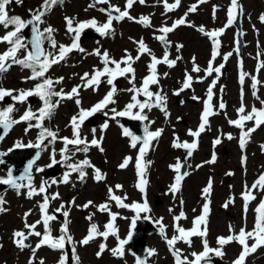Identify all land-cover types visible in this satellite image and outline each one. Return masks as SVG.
<instances>
[{"label":"rangeland","instance_id":"1","mask_svg":"<svg viewBox=\"0 0 264 264\" xmlns=\"http://www.w3.org/2000/svg\"><path fill=\"white\" fill-rule=\"evenodd\" d=\"M92 1L64 0L62 5L54 6L48 13L47 24L42 27L40 25L41 29L48 26L53 27L56 29L53 36L57 43L70 45L72 38L66 31L65 17H73L77 22L87 21L92 18H95L100 23L106 20V16L100 13L97 6L89 8V4L93 3ZM168 2L174 3V0H168ZM197 3L198 0H181L178 8L172 12H166L163 0H146L144 6H141L137 0V3L129 10L130 15L137 19L142 16L150 17L152 27H144L127 19L121 22L114 21L113 27L116 39L112 40L108 36L107 38L92 39L83 45L85 48L84 54L77 53L74 50L69 54L66 61L54 65L47 75L53 80L63 77V83L56 84L54 87L56 91L63 88L65 92H70L74 86L82 83L80 77L84 73H91L93 69L103 67L102 63H97L96 56L89 55V53H93L97 49L101 52L107 51L111 58L119 61L125 56V50H127L128 53L135 57L138 51V45L135 41L140 39L144 40L153 54L158 58H162L164 50L160 42L154 38L161 34L157 30L164 25L172 26L174 21L185 17L187 13V24L192 26L181 25L175 31L169 33L167 37L168 41L173 44L172 50L169 52V59H176L178 56L182 58L177 60L176 66L173 68H169L164 64L158 65L159 85L150 86L151 91L160 92L162 89V94L167 95V110L170 116L166 119L164 113L158 108H153L151 112L145 110L149 119L154 121L150 130L164 129L159 141L152 142V147L145 156V161L151 162L147 165L146 170V178L148 180L147 200L151 208V212L147 215L152 218L149 220L150 223L158 229L159 225L154 221L163 218V224L167 226L166 234L169 238L176 234L172 227L174 223L173 217L178 215L181 210L184 211L187 219H182L179 222L180 225L185 229L192 228L194 219L202 214L205 203L202 190L207 186L209 179H211L213 187L210 196V213L207 217V239L209 246L216 248L218 247L216 243L217 237H226L230 234L229 225H232L236 232L245 225L247 230H252L257 216L255 209L258 206V202L264 199V193L258 191L253 193L257 196V199L249 203L245 221L244 201L241 198V193L244 191L245 183L251 187L258 176L264 173V151L261 149V145H264V125H261L252 134L250 141L245 149L242 150L239 145L240 129L229 124V120L238 119L237 110L242 102L246 112H250L253 106L260 109L262 107L261 101L264 100V68L259 67L260 63L264 62V23L260 20V16L264 14V0H239V4L243 7L241 12V31L244 41L242 53L240 54L236 45L238 29L235 25L227 27V10L230 7L231 0H208L207 3L200 4L195 13L188 12L190 6ZM41 4L42 0H23L22 4L13 3L8 7L10 15L20 16L25 19L30 15V10L35 11ZM111 4L125 8L126 0H111ZM95 9L97 10L93 11ZM201 26L206 31L225 29L224 33L218 37L220 41L219 55L213 62L214 68L221 64L224 65L220 70L219 76L215 72L211 76H207L204 71L212 59L213 44L209 37L198 31ZM5 31L0 26V36H3ZM178 45H183V47L178 50ZM7 47L6 44H0V53L6 50ZM46 48H48V44ZM228 53H232V55L225 61L223 57ZM23 54V52L20 53L21 56ZM193 57L195 58V63L201 68L199 73L192 71ZM149 63L150 57L145 54L133 65L136 69V87H140L144 77L149 74ZM241 71L247 74L243 84L240 82ZM186 72L193 76L192 87L181 92L179 96L174 95V92L181 88ZM165 73H167L166 76ZM29 75L30 70H21L20 66L17 65L10 72L0 76V87L5 89L32 88L35 81L25 82V78ZM253 77L260 81L255 90L252 87ZM103 79L106 80V78ZM214 79L217 82L215 88H213L211 103L214 111L219 114L209 117L210 128L199 137V147L190 159L189 175L181 183L180 191L173 196L169 186L174 183L177 173L170 168V165H175L178 161L181 162L183 160L182 151L174 148L172 146L173 142L176 136H179L181 141H188L189 143L193 141L194 138L188 135V131L189 129L197 130L201 123V115L208 99L207 90ZM131 86L127 78H122V88L120 87L121 89L118 90L115 96L117 101L116 109L118 111L123 110L126 104L131 101L133 93L126 91ZM109 89L110 85L106 82H102L95 91L92 88H81L79 96L81 105L79 107L76 105L75 98L61 101L59 107L55 109L52 118L46 120L45 124H50L52 130L58 132L59 137H72L71 118L77 115L80 107L89 109L98 103V100ZM254 91L255 95H253ZM256 92H258V95ZM193 96L199 99L193 100ZM179 97L184 100L181 105L178 104ZM55 99L57 98L54 97L53 100ZM139 99L144 100L146 98L140 96ZM221 102L226 105L223 110L219 109ZM13 103L18 110L17 114L15 111V116L31 107L28 103L24 105L15 101ZM40 103L42 102L40 101ZM2 105L3 103L0 102L1 107ZM110 121L111 125L108 130L95 132L96 138L103 137L101 146L104 151L100 152L96 147H91L87 154L76 152L73 158V162L82 161L85 158L89 159L95 167L106 174V179L96 182L93 169L87 168L85 171L88 175L83 182L79 180L78 174L72 173L70 182L67 185L64 183L54 184L53 191L58 190L59 198L53 200L52 205L54 208L57 205L60 208V205L64 204L66 208H71L68 217L70 221L69 231L75 241H80L85 237L92 223L98 225L100 231L105 230V225L111 220L109 218L110 214L98 211L97 207L104 204V201L109 204L110 210L113 209V211L111 210L112 213L119 214L115 225L119 230L120 238L124 239L127 237L131 218L135 216V213L133 211L125 212L123 208L117 207L116 203L109 200V195L106 191L109 186L122 185L123 188L120 192L123 196L128 197L126 199L128 204H131L132 200L133 202H143V195L136 187L138 182L135 168L137 150L130 147V138L122 135L123 128L115 124L117 120L111 119ZM251 126L252 122H246V128ZM26 128V123H20L17 129L3 142L2 150H9L17 141L25 143L28 140H32L35 131L29 130L26 133ZM81 132H85V137L91 141L93 132L85 126V123L81 127ZM228 134H231L234 138L228 140ZM217 138H220L222 142L214 146L213 142ZM63 147V142L57 139L53 146L56 157L59 156ZM52 151L44 156L39 167L46 168ZM213 153L216 155V162L214 164L205 163L211 159ZM127 156H131L133 160L126 169L122 170L119 168L120 162ZM243 156L247 157L246 164L242 163ZM199 165L203 166L198 167ZM229 172L233 173V175H227ZM6 176L7 172L0 168V177L6 178ZM42 180V172L36 171L33 184L39 187ZM26 191L27 189H21V194L17 195L16 190L6 192L0 190V195L6 201L4 205L6 211L0 213V264H29V259L32 255L31 249L23 251L18 249L13 243V233L18 230L27 232L24 226L26 213H31L27 216V223L29 224L41 219L38 202H42V196L28 199L25 195ZM230 198L234 199V203L229 204L226 209L223 205ZM73 199L75 200V205L71 204ZM181 200L184 202L182 209ZM88 201H92L94 206L84 208L83 205ZM111 206L114 208H111ZM171 206L173 207L171 208L173 212H169ZM49 213L52 214L50 209ZM172 214L173 216H171ZM89 215H92L91 221L86 218ZM144 215L143 213L141 214L142 217ZM123 217H127V219ZM63 223L64 221L57 222L56 220L51 222L53 236L60 235V228ZM136 225L145 226L144 219H138ZM37 230L43 232V226L38 225ZM30 239L34 247L38 243L39 238L31 237ZM191 239L193 241L191 247L182 241L176 244V248L181 249L183 255L187 256L189 260L194 259L190 255L191 252L203 251L201 238L192 237ZM146 242L149 249L153 247L157 253L152 256L153 264H175V260L172 259L170 253L166 250L168 245L161 234L149 236ZM101 243H106L108 250L97 257ZM252 243L253 241L249 240V244ZM117 244L118 240L114 236L110 235L107 241L102 237H98L87 246L77 244L75 246V255L72 252V245L68 244L70 255L68 256L67 264H76L75 256L79 257V264H134L136 257L129 247L125 246L123 259L114 257L111 254L110 250L116 248ZM240 251V246L235 242L226 245L224 247V257L219 258L211 255V264L214 261L222 264H232V261L239 255ZM67 252L66 247L63 253L46 246L42 247L36 253L37 264L40 259H43L45 264H58L60 257L67 254ZM147 262L151 264V257L147 256ZM246 264H264V247L258 248L255 253L250 254L246 258Z\"/></svg>","mask_w":264,"mask_h":264},{"label":"snow or ice","instance_id":"2","mask_svg":"<svg viewBox=\"0 0 264 264\" xmlns=\"http://www.w3.org/2000/svg\"><path fill=\"white\" fill-rule=\"evenodd\" d=\"M23 0H0V26H2L6 31L3 36H0V44H6L8 47L5 51L0 53V76H3L5 73L9 72L14 65L20 66L21 70H30V75L25 78L27 81H36L34 86L29 89H5L0 87V102H2L6 97L11 98L18 104L24 105L27 103L30 97H37L42 102V107L38 112L33 111L31 107H28L23 115L19 119L13 117V113L17 111L15 105L8 106L6 108L0 109V129H3V134L0 135V141H2L12 127L16 124L26 123L27 128L25 129L26 133L32 128L39 129L37 140L35 143L29 141L27 144H24L21 141H17L14 145V148H34L39 151L36 154V158L33 161H30L25 169L24 174L19 177H15L11 170L8 171L6 178L0 177V185L8 186L16 190L17 195L21 194V189H27L25 195L28 199H32L35 196H42V202H38V207L41 213V219L37 220L35 223H27V216L31 213L28 212L25 214V231H15L13 233V243L21 251L25 249H31L32 255L29 259V264H37L36 253L42 247H48L52 250L64 252L66 245H72V252L75 255L76 245L87 246L94 239L102 237L107 241L108 237L114 236L118 240V246L111 249V254L114 257L123 259L125 255V245H127L133 238L134 229L136 228V222L138 219L151 220V216L147 215L151 212L147 200V185L148 180L146 178L147 165L150 164V161H145V156L152 147L153 141H159V138L163 134L164 129L160 128L155 131H151L150 127L154 123L149 119L147 112H151L153 108H158L161 112L164 113L165 118L167 119L170 116V113L167 110V95L162 94V89L160 92H154L150 90L151 85H159V76L157 73V66L164 64L169 68L176 66L177 60L182 57H177L176 59H169L170 41L167 37L169 33L175 31V29L181 25L187 24V13L185 17H182L173 22L172 26H161L157 31L161 33L160 35L155 36L154 38L158 40L162 45L165 46L164 55L162 58H158L153 54L152 50L147 46L143 39L135 41L138 45L137 55L133 57L130 53L125 50V56L121 60L117 61L109 56L107 51L101 52L99 49L95 50L89 55H95L100 57L101 63L103 64L102 68H95L91 73H84L80 77L82 83L80 85L74 86L70 92H65L63 88L59 91H56L54 85L63 83V77H60L56 80H53L47 75L50 69L57 64H60L68 58L69 54L74 50L80 53H84L85 49L80 46L81 33L88 28L94 29L101 37H107L114 35L115 29L113 23L121 22L125 19L134 21L135 23L141 24L144 27H152V22L150 17L142 16L139 19L130 15V9L133 7L137 0H126L125 8L122 10L120 7L111 4V0H94V3L89 4V8H95L98 4L108 5L107 8H100L99 11L104 13L107 17L106 21L103 23L98 22L95 18H92L87 21H75L73 17H65L66 31L72 38V43L70 45L58 44L54 39L53 33L56 31L51 26L41 29L40 25L45 23V16L53 9L54 6H60L64 3V0H42L41 6L35 11L30 10V19L25 20L20 16L10 15L9 5L16 3L22 4ZM139 4L143 5L146 3V0H138ZM208 0H198L197 4H193L188 9V12L195 13L200 4L207 3ZM181 4V0H174V3H169L168 0H163V5L166 12H172L178 8ZM243 11L242 5L239 4V0H231L230 7L227 10V27H230L234 24L239 14ZM215 13V7H214ZM215 18V15H214ZM260 20L264 23V14L260 16ZM187 26H192L187 24ZM31 29L32 38L29 43L26 42L27 38L22 34L25 29ZM11 29V30H9ZM198 31L203 33L205 36L209 37L213 44L212 59L209 61L206 72L207 76H211L213 72L219 76L221 68L224 67L223 64L218 67H213V62L216 57L219 55L220 37L225 29L206 31L203 26L198 28ZM45 42L48 44V48H45ZM183 45H178L177 48H182ZM51 49V50H50ZM55 50V51H52ZM23 52V56L20 53ZM147 54L150 57V63L148 64L149 74L144 77L140 87H136L135 84V73L136 69L133 65L140 59L141 56ZM232 53H228L223 57L226 61ZM123 65V67H122ZM242 65V62H241ZM114 66V67H112ZM260 68H264V62L260 63ZM193 72L199 73L201 68L195 63V58L193 57ZM167 73H165V76ZM247 74L241 71L240 82L244 83L245 76ZM124 77L127 78L129 84L132 85L126 91L133 93L131 96V101L126 104L125 108L121 111H118L115 107L109 109V105H115L117 103L114 98L118 92V89L114 83L117 78ZM103 78H106L103 79ZM253 79V89H256V86L260 83L255 77ZM102 82H106L111 86L110 90L104 96L102 100L93 105L89 109H84L80 107L77 115H74L71 118L70 125L73 130L72 138L69 137H59L58 132L51 130L48 127L44 126L45 120H50L54 115L55 109L59 107L61 101L63 100H72L75 98V103L79 107L81 105L80 89L92 88L94 91L99 88ZM216 80L214 79L207 90V101L205 102V107L201 115V123L199 124L197 130L189 129L188 135L193 137V141L189 143L188 141H181L179 136L175 137L173 142V147L177 149H185L188 152V155L191 156L192 152L198 148L199 137L204 133L209 126V117L212 115H218L217 111H214L213 105L211 103L213 97V88L216 86ZM193 76L189 73H185V79L182 83V86L179 90L174 92V95L179 96L181 92L185 91L192 87ZM15 93V95H14ZM255 95V91L253 92ZM140 96L145 97L146 99H139ZM57 98L53 100V98ZM193 100H198L196 96L192 97ZM259 99V97H257ZM262 107L257 109L255 106L252 107L250 112H246V108L241 103L240 108L237 110L238 119L229 120V124L233 125L237 129H240L239 145L243 150L245 149L247 143L250 141L252 133H254L261 125H264V100L261 101ZM226 105L221 102L219 104V109H225ZM109 109L112 113L111 119L116 120L118 117H128L132 120H137L144 123L143 127V137L135 135L128 128H123L122 135L130 138V147L137 150V157L135 161V168L137 171L138 182L136 184L137 189L143 195V202H133L132 204H127L124 201L128 199L127 196L121 197L115 194L113 187L109 186V200L115 201L117 207L131 209L135 216L131 218L130 230L126 238L121 239L118 232V228L115 225L118 213H112L108 203L101 204L98 207L100 212H108L111 216L109 223L105 225V230L100 231L98 225L95 223L90 224L88 234L81 239L80 241H75L73 236L69 231L68 220L71 208L67 207L64 204L60 205V208L55 209V212L60 213L64 217V223L60 228V235H52V226L51 222L57 220V216L49 213L50 201L59 198V193L53 195L48 194V188L52 184L64 183L68 184L70 182V176L72 173L78 174V178L81 182L85 181L88 173L85 171L87 168H92L94 171V179L97 182L103 181L106 179V174L95 167L91 161L85 158L82 161L70 162L73 159V156L76 152L88 153L91 147H96L100 152H103L104 149L101 146L102 139L95 137V130H93V138L89 141L86 137L81 135V127L85 123V120L92 117L98 112H102L105 116L108 115V112L104 111ZM136 110V111H134ZM35 121V123H33ZM246 122H252L251 127L246 128ZM108 123L103 124V129L108 128ZM234 137L231 134L227 135L228 140H232ZM57 139H60L64 147L61 149V159H56V153L53 149L50 160L51 163L47 167L51 168L56 164L63 163L65 167L69 170L66 171L62 177L61 181H56L55 179L51 180H42L39 187L33 184V175L32 168L36 160L39 159L40 152L46 150L47 145L45 141L47 140L49 144L55 143ZM221 139L217 138L214 140V146L221 143ZM72 148H69V146ZM139 145V147H138ZM262 151H264V145H261ZM13 149H9V152ZM7 155V153L0 152V157ZM133 158L127 156L123 159L122 163L119 165L120 169H126L129 164L132 162ZM247 157H242V163L246 164ZM216 162V155L213 153L210 160L205 163L214 164ZM4 163L0 159V164ZM199 165L198 167H202ZM183 165L181 162H177L175 165H170V168L177 173L175 176L174 183L169 186V190L173 196L178 193L181 189V183L184 179V175L181 174V169ZM37 172H43V167H37ZM227 175L231 176L233 173L229 172ZM26 181V183H24ZM212 181L209 179L207 186L202 190L203 198L205 203L203 205L202 214L196 217L193 221V227L190 229H185L180 225L182 219H187L186 214L183 210L180 211L178 215L173 217L174 223L173 228L174 234L169 238L166 234V225L163 224V218L154 221L159 225V232L161 236L165 239L169 251L175 259V264H211V255L215 257L223 258L225 255L224 247L233 242L238 244L241 248L239 255L232 261V264H246V258L257 251L258 248L264 247V199H261L258 202V206L255 211L257 213L255 223L252 230H247L246 225L241 227L238 232H236L232 225H229V235L228 236H219L217 237L216 243L218 247L212 248L209 246L207 239L208 236V220L207 217L210 213V196L212 191ZM116 189L122 190V185H115ZM264 193V173H261L258 178L253 182L251 187L245 183L244 191L241 193V198L244 201V219L246 221V214L248 211V205L251 201L256 200L257 196L254 195V192ZM183 200L180 201L181 209L183 208ZM234 203V199L230 198L224 205V208H228L229 204ZM6 201L2 195H0V213L6 211L4 205ZM72 205H75V200L71 201ZM89 206H94L92 201H88L84 208ZM79 207V206H77ZM172 209H169V212H172ZM195 211V209H194ZM145 214L143 217L141 214ZM89 221L92 220V215L86 217ZM127 219V217H123ZM43 226V232L37 230V226ZM203 226V227H202ZM31 237H36L38 243L33 247L29 241ZM192 237H200L203 245V251L201 252H191V256L194 258L189 260L187 256L183 255L181 249L176 248L178 242H183L189 247L192 246ZM249 240H252L253 243L249 244ZM107 249L106 243H101L99 246V251L97 252V257L101 256ZM154 249H149L147 251V256L151 257L156 255ZM76 264H79V257L75 256ZM68 256L64 254L60 257L58 264H67ZM38 264H45L43 259L38 261ZM136 264H146V261L140 257H136Z\"/></svg>","mask_w":264,"mask_h":264},{"label":"water","instance_id":"3","mask_svg":"<svg viewBox=\"0 0 264 264\" xmlns=\"http://www.w3.org/2000/svg\"><path fill=\"white\" fill-rule=\"evenodd\" d=\"M237 24H239V18L237 20ZM29 30L31 31V29L29 28ZM25 31H27L28 33V37H29V45L31 42V38H32V32L29 33L28 29H25ZM240 43H241V38H240ZM3 134V129H0V135ZM30 150V149H27ZM27 150H21L19 152H12L9 157V159L5 160V164H13L14 167L11 169V171L13 172V175L15 177H19L22 174H24L25 169L27 168V165L29 164L30 161H33L36 158V154L39 151L38 149L33 150L32 155L30 152H28ZM183 167H186V163L183 164ZM143 232H139V237L138 239H136V243L138 242V247H143V239L147 236L148 232H144V234H142ZM143 254L144 251L142 250L140 252V257L143 258Z\"/></svg>","mask_w":264,"mask_h":264},{"label":"flooded vegetation","instance_id":"4","mask_svg":"<svg viewBox=\"0 0 264 264\" xmlns=\"http://www.w3.org/2000/svg\"><path fill=\"white\" fill-rule=\"evenodd\" d=\"M101 5V4H100ZM101 7H102V5H101ZM60 167H65V165L63 164V163H61L60 164Z\"/></svg>","mask_w":264,"mask_h":264}]
</instances>
